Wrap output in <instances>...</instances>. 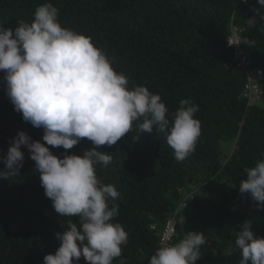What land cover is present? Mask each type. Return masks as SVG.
Here are the masks:
<instances>
[{
    "label": "trees",
    "instance_id": "obj_1",
    "mask_svg": "<svg viewBox=\"0 0 264 264\" xmlns=\"http://www.w3.org/2000/svg\"><path fill=\"white\" fill-rule=\"evenodd\" d=\"M44 2L59 9L62 26L91 37L114 70L129 78V87L143 85L159 94L169 113L183 98L199 106L201 134L183 161L175 160L163 133L155 128L137 133L135 124L115 145L101 146L113 160L98 165L96 174L120 192L114 222L128 233L113 264L149 263L165 220L190 193L172 243L188 231L203 233L206 244L196 264H239V250L224 253L234 246L240 225L251 220L254 236L264 238V208L239 192L244 169L264 159V96L253 104L243 97L245 70L233 62L226 38L233 26L254 41V47L241 46L246 69L262 73L264 93V23L248 25L252 9L260 7L256 0H0V24L15 28L21 20L30 22ZM3 76L0 72V156L18 131L44 143L43 129L14 111ZM46 146L59 158L94 147L87 138L68 150ZM21 151L25 159L18 176L0 178V264H43L59 247L55 233L69 219L78 223V217L54 211L35 162L26 148ZM79 264H85L83 257Z\"/></svg>",
    "mask_w": 264,
    "mask_h": 264
},
{
    "label": "clouds",
    "instance_id": "obj_2",
    "mask_svg": "<svg viewBox=\"0 0 264 264\" xmlns=\"http://www.w3.org/2000/svg\"><path fill=\"white\" fill-rule=\"evenodd\" d=\"M256 4L260 7L252 9L249 27L264 23V0ZM32 16L30 22L21 20L15 28L0 24V72L14 111L43 129L44 143L18 131L0 156L4 166L0 178L18 176L25 159L23 146L35 162L54 211L78 217V223L69 219L65 229L55 233L59 247L43 257V264H79L81 257L85 264H113L128 233L114 222L120 192L96 174L98 165L107 167L113 160L101 146L115 145L135 124L137 133H152L154 128L163 133L175 160L183 161L195 150L201 134L195 117L199 106L183 98L169 113L159 94L143 85L129 87V78L114 70L111 59L94 46L91 37L61 25L59 9L51 2L38 5ZM229 44L254 47V41L236 33ZM82 138L94 145L82 155L59 158L46 146L68 150ZM244 173L239 192L247 193L257 208H264V159L246 167ZM251 227L252 221L245 220L234 246L224 254L239 250V264H264V238L255 237ZM205 244L203 233L185 232L177 242L157 248L149 264H196Z\"/></svg>",
    "mask_w": 264,
    "mask_h": 264
},
{
    "label": "built area",
    "instance_id": "obj_3",
    "mask_svg": "<svg viewBox=\"0 0 264 264\" xmlns=\"http://www.w3.org/2000/svg\"><path fill=\"white\" fill-rule=\"evenodd\" d=\"M233 33H236L240 36L238 29L231 26L229 35L226 38V47L231 50L233 62L235 63L236 67L245 70L246 83L244 86L243 97L246 99L248 104L259 103V101L264 96V93L259 86L262 80V73L260 70L249 71L246 69L248 61L241 44H229V42H232ZM192 198V193L186 195V197L179 203L177 209L174 211V214L165 220L159 235L158 248L164 244H172L177 231L178 213L182 208L187 206V200H191Z\"/></svg>",
    "mask_w": 264,
    "mask_h": 264
},
{
    "label": "rangeland",
    "instance_id": "obj_4",
    "mask_svg": "<svg viewBox=\"0 0 264 264\" xmlns=\"http://www.w3.org/2000/svg\"><path fill=\"white\" fill-rule=\"evenodd\" d=\"M263 101H264V98H263Z\"/></svg>",
    "mask_w": 264,
    "mask_h": 264
}]
</instances>
